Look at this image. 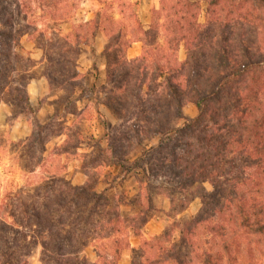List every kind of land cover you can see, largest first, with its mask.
Masks as SVG:
<instances>
[{
	"label": "trees",
	"instance_id": "1",
	"mask_svg": "<svg viewBox=\"0 0 264 264\" xmlns=\"http://www.w3.org/2000/svg\"><path fill=\"white\" fill-rule=\"evenodd\" d=\"M96 1L104 6L69 32L54 28L47 36L51 26L44 24L43 76L50 94L61 90L58 96L66 110L82 88L77 58L97 34L103 35L109 90L102 104L121 120L104 133L106 147L114 153L120 136L126 143L123 155L108 161L127 172L141 171L137 193L127 197L98 190L94 175L81 185L72 183L65 175L67 156L64 164H45L43 158V164L18 165L23 184L0 198V264H30L37 246L43 264H117L129 247L130 230L140 232L150 218L153 197L162 193L150 182L157 177L172 183L160 188L166 189L175 215L194 197L201 207L192 216L174 219L162 234L142 240L141 259L131 264H220L223 254L231 258L232 247L238 249L236 237L252 241L261 251L264 0H159L150 10L148 28L139 19L137 1L115 0L117 13L104 8L112 7L111 0L109 6L106 0ZM4 4L0 0V99L29 112L27 70L13 63L32 61L20 44L27 31L4 17ZM133 42L141 43V53L129 59ZM181 46L184 60L178 57ZM7 83L10 88H5ZM187 102L197 110L190 118L183 111ZM78 111L73 105L67 113ZM64 127L68 138L70 128ZM49 128L37 123L28 138L14 145L24 150L37 146L44 157ZM153 139L155 143L144 144ZM68 145L67 140L59 148L66 153ZM133 146L139 148L138 156L130 165L122 164ZM205 183L211 186L209 192ZM178 196L182 201L174 206ZM124 206L133 214L125 215ZM204 231L211 236L206 247L200 245ZM90 245L97 252L94 262L83 252Z\"/></svg>",
	"mask_w": 264,
	"mask_h": 264
},
{
	"label": "rangeland",
	"instance_id": "2",
	"mask_svg": "<svg viewBox=\"0 0 264 264\" xmlns=\"http://www.w3.org/2000/svg\"><path fill=\"white\" fill-rule=\"evenodd\" d=\"M106 1L105 4L108 6L112 1L111 8L104 7L107 13L119 12V8L116 7L117 1ZM103 6V3L96 0H5L2 13L4 17L8 19L10 17L17 26L16 28L27 31L20 38V44L24 49L23 54L33 62L23 60L13 63H16L19 68L22 67V70H27L25 74L28 77L27 88H29L34 99L32 110L29 112L23 110L21 105L14 104L13 106L11 103L0 99V198L5 191L15 184H23L24 179L18 165L43 164V158L45 164H64L65 156L68 159L65 163L67 164L65 175L72 183L78 185L81 182L85 183L87 177L94 175L92 177L98 179V190L107 189L109 194L124 192L127 197H132L137 193L138 184L136 180L141 177L137 173L141 171L135 168L127 172L125 168L109 162L110 159L115 158L114 156L118 158L123 155L126 143L120 136L115 142L114 153L107 150L106 147L104 133L106 131L111 132L113 126L121 124V120L115 118L102 104L109 87L105 83V60L101 52H96L95 42H93L94 46L93 44L85 46L76 61L77 69L82 74V88L79 87L76 90V94L71 100L79 111L75 115L67 113L72 111L73 105L67 106L66 110L64 109L65 101L60 100L58 96L61 94V90H58L57 94L53 95L47 92L48 94L43 96V86L48 87L46 80L43 81V35L46 36L44 24L51 26L46 28L47 36L55 33L54 28L55 30L61 29L66 33L76 23L92 19L93 12ZM205 8L206 3L202 2V13L199 18L201 22L204 21ZM56 19H60L61 22L58 23ZM98 35L99 43L104 44L103 35ZM68 55L71 56V54ZM10 80V84H13L14 73L10 75ZM10 84L7 83L5 88H10ZM41 92L42 95L40 96ZM2 96L3 93L0 91V98ZM183 111L189 118L197 113L194 104L191 102L186 103ZM53 114L56 115L53 116ZM37 123L46 124L50 127L46 134L44 157L43 154H40L37 146L24 150L20 145H14V142L28 138ZM64 126L70 128L68 138L63 134L67 132ZM67 140L69 141L66 148L68 151L63 153L59 145L65 144ZM155 142L156 139L147 140L144 144L150 145ZM133 147L127 162L122 164L130 165L134 157L138 156L139 148ZM60 152L62 153L61 158L56 157V153L60 154ZM150 182L157 186L155 191L162 193L153 197V209L149 210L148 213L149 215L161 216L163 203L169 202V197L165 194L166 189L160 187L169 188L172 183L163 177L150 179ZM203 186L206 191L211 190L209 184L205 183ZM176 198L178 200L174 206L182 201V196ZM193 200L196 201L191 203ZM193 200L186 208L188 212L185 211L186 213L180 219L192 216L190 215L191 211H199L200 199L194 197ZM170 206L173 213V205L170 204ZM123 211L125 215L134 212L128 206H124ZM173 237L177 238V235L174 233ZM210 237L209 233L204 231L200 237V245L209 246L207 243L210 241ZM235 240L237 241L234 245H237L238 249L235 246L232 247L231 258H226V255L223 254L220 264H264L263 246L262 250L259 251L257 245L252 241L242 242L237 237ZM140 253L141 251L138 254L130 255L132 256L131 260H140ZM29 263L43 264L40 260L39 246L34 247L31 251Z\"/></svg>",
	"mask_w": 264,
	"mask_h": 264
},
{
	"label": "crops",
	"instance_id": "3",
	"mask_svg": "<svg viewBox=\"0 0 264 264\" xmlns=\"http://www.w3.org/2000/svg\"><path fill=\"white\" fill-rule=\"evenodd\" d=\"M132 1L138 2L139 19H140L141 23L144 25V28H148L149 23H150V10L153 7H155V8L158 7L159 0H132ZM71 30L72 29H70V31ZM98 39H99V35L97 34L95 39H94L95 50L97 53H100V52L102 53V49H103L104 44L103 43L100 44ZM93 46H94V44H93ZM140 53H141V43L140 42H133L131 44L130 48L127 50V57L129 59L135 58V57L139 56ZM178 57L180 60L185 59V50H184L183 46H181L179 48ZM44 78L45 77L43 76V81L46 80ZM46 82H47V80H46ZM27 86H28V84H27ZM27 86H26V90H27V94H28V98H29V104L32 107L34 97H33L32 93L30 92L29 88H27ZM47 92H49V87L43 86V96L47 95L48 94ZM41 95H42V92L40 93V96ZM35 100L37 101L36 97H35ZM83 183L84 182H81L79 185H81ZM194 201H196V200H193L191 203H194ZM162 210H163V213L161 214V216L150 215V218L141 227L139 233H135V232H132L130 230V232L128 234L129 247H127L126 249L123 250L122 255L120 257V260L118 261L117 264H131L132 263L131 262L132 256H130V255L138 254L141 251L140 246H141L142 240H144V239L148 240V239H151L155 236L162 234L164 232V230L170 226V224L174 221V219H180V217H182L183 214L186 213L185 211L188 212V209L187 210L185 209L184 211H182L176 215L173 214L171 212L170 202H165V204L163 203ZM196 212H197V210L191 211L190 215L196 214ZM83 252L89 261H91V262L96 261L97 252L93 246L90 245V246L85 247Z\"/></svg>",
	"mask_w": 264,
	"mask_h": 264
}]
</instances>
